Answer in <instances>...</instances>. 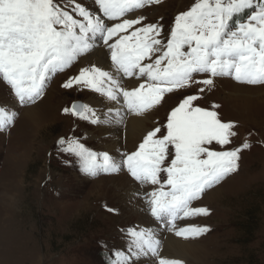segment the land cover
Segmentation results:
<instances>
[{
	"label": "snow or ice",
	"instance_id": "obj_1",
	"mask_svg": "<svg viewBox=\"0 0 264 264\" xmlns=\"http://www.w3.org/2000/svg\"><path fill=\"white\" fill-rule=\"evenodd\" d=\"M160 2L93 0V11L80 0H63V4L60 0H0V82L20 105L34 102L50 75L63 71L101 41L111 65L82 68L63 87L81 84L137 114L159 105L165 93L193 82L211 86L217 76L264 84V0H194L188 10L175 16L166 40L163 25L145 22V16H127ZM196 74H209V78L194 81ZM125 77L138 84L125 87ZM198 98L182 99L166 124L149 130L121 160L108 152L91 151L78 139L62 138L58 144L77 156L89 175L126 166L141 186H154L144 193L151 215L178 236L196 237L208 229L194 225L177 229L176 221L207 215L209 210L193 207V201L236 172L239 153L250 147L245 141L241 147L217 150L216 146L223 149L236 135L234 124L222 122L214 110L195 106ZM64 111L99 122L88 105L73 104ZM113 112L119 115L120 108L110 107L109 113ZM16 115L0 104V130L10 126ZM128 235V254L117 253L116 264H130L133 257H159V241L151 229H129ZM158 264L183 261L159 258Z\"/></svg>",
	"mask_w": 264,
	"mask_h": 264
},
{
	"label": "rangeland",
	"instance_id": "obj_2",
	"mask_svg": "<svg viewBox=\"0 0 264 264\" xmlns=\"http://www.w3.org/2000/svg\"><path fill=\"white\" fill-rule=\"evenodd\" d=\"M89 1L80 0L84 6L95 10L93 0ZM60 2L63 4V0ZM193 2L161 0L133 10L127 16L144 15L145 22L163 25L162 37L166 40L175 16L188 10ZM96 46L97 49L103 47L106 60L111 63L108 49L102 42H96ZM92 52L93 49L77 57L63 72L50 75L42 94L34 102L20 105L10 88L0 82V104L17 113L14 122L0 130V264H106L98 250V244L103 240L111 245V264H116L117 253L128 254L131 240L128 230L133 228L152 230L159 241V257H133L130 264H158L159 258L179 259L183 264H264V105L261 104L264 102L259 103L250 115L245 108L226 100L234 99L235 96L226 95L227 91L234 92V87L255 93L262 91L264 84H248L236 81L233 76H217L212 78L211 86L193 82L165 93L159 105L140 114L148 118L145 124L149 131L166 124L167 116L182 99L197 95L199 98L193 102L195 106L214 110L222 122L234 124L236 135L223 149L216 146L217 150L241 147L245 141L250 145L239 153L236 172L206 189L198 200L193 201V207H205L208 214L176 221L177 229L187 225L208 229L199 236L185 238L151 215L144 193L154 186H141L126 166L115 172L99 171L89 175L82 169L75 172L66 167L67 163L77 159L74 154L61 166L58 164L60 156L52 155L53 148L61 147L58 142L62 138L79 140L85 135L89 150L103 153L107 149L106 152L116 160H121L122 154L134 151L148 132L145 128L137 141L127 145L126 120L134 117L131 113H125L119 119V115L109 113L106 103L110 101L104 95L81 84L63 87L82 68L88 67L78 68L81 58ZM206 78L209 74H196L193 80ZM201 88H204L203 92L199 91ZM91 97L104 109L102 116H98L89 102ZM77 101L94 110L99 122L83 119L85 125L64 111ZM37 105V114H25ZM120 139L121 145L110 148L112 140ZM114 177L123 178L122 186L129 190V200L124 199L125 189L115 190L108 183ZM208 194L213 196L212 199L203 200ZM136 215L142 219L138 220ZM251 215L255 217H249ZM169 238L199 244L201 249L198 252L183 249L180 258H175L165 244Z\"/></svg>",
	"mask_w": 264,
	"mask_h": 264
},
{
	"label": "bare ground",
	"instance_id": "obj_3",
	"mask_svg": "<svg viewBox=\"0 0 264 264\" xmlns=\"http://www.w3.org/2000/svg\"><path fill=\"white\" fill-rule=\"evenodd\" d=\"M89 0H87L88 2ZM85 2V3H87ZM90 2V1H89ZM88 2V3H89ZM94 6V5H93ZM88 7V6H86ZM89 8V7H88ZM93 9V8H92ZM95 11V10H93ZM137 12V11H136ZM135 15V14H134ZM138 16V15H137ZM140 16V15H139ZM142 16V15H141ZM144 16V15H143ZM152 17V16H151ZM154 17V16H153ZM98 42V41H97ZM101 44V43H100ZM98 45V43H97ZM101 47V46H100ZM107 49V48H106ZM92 51V50H91ZM107 52V50H106ZM106 56L104 54V50H103V47L97 49V46H94L93 47V52L90 53L88 56L86 57H82L81 58V61L79 62V67H82V66H88L90 67L91 65L95 64L97 66H100V67H103L105 69H107L111 63L109 61L106 60ZM87 68V67H86ZM74 77V76H73ZM126 78V77H125ZM130 79V78H129ZM222 83H226V84H231L229 81H223ZM123 84L125 87L127 88H131L133 86H136L138 84V81H136L135 79H131V80H127L126 79H123ZM245 88V87H244ZM260 88V87H259ZM234 92L232 91H227L226 95L229 96V97H232V96H235L234 99H226L228 101H231L232 103H234L236 105V107H240L241 109L242 108H245L246 110H248V112H250V115L253 113V110L254 108L259 105V103L261 102H264V89L262 91H256L255 93H251V92H242V90L239 88V87H234ZM246 89V88H245ZM223 90V89H222ZM221 90V92H222ZM253 90V89H252ZM224 94V93H223ZM99 96V95H98ZM89 98V96H88ZM87 98V99H88ZM228 98V97H227ZM101 99V98H100ZM106 99V98H105ZM99 100V99H98ZM108 100V99H107ZM88 102V101H87ZM89 102L91 103V105L94 107V109L96 111H98V115H101L102 112H104V109L103 108H100V106H98L99 102H97V100H95L93 97L90 98ZM264 105V103H261ZM90 105V106H91ZM106 105L110 107H116V108H120V118H122L123 114L125 113H131V115H133L134 117H128L125 118L127 119L126 120V143L127 145H131L132 143H134L135 141H137L140 136H141V132L144 131V129L147 127V124L146 123V120L148 118H146L145 116H142L140 114H137L135 112H130L126 106H122L120 104H115V102L113 101H110L108 103H106ZM261 106V105H260ZM38 107L39 105H37L32 111H27L25 114L27 115L29 112H30V115L31 113H34V114H37L38 112ZM102 107V106H101ZM109 111V110H108ZM247 112V114H248ZM115 113V112H113ZM111 116V115H110ZM125 116V115H124ZM40 118V117H39ZM39 118L37 117V119L39 120ZM109 118V117H108ZM105 119V117H104ZM106 119H107V116H106ZM109 120V119H108ZM103 121V120H101ZM103 123V122H102ZM101 123V124H102ZM108 123V121H107ZM123 123V122H122ZM115 125V124H114ZM103 126V125H102ZM104 126H107V125H104ZM112 126V125H111ZM122 126V125H121ZM118 127V126H117ZM150 127V126H149ZM97 128V127H96ZM122 128V127H121ZM106 129V128H105ZM111 130V129H109ZM115 130V129H113ZM117 130V129H116ZM120 130V129H119ZM124 130V128H123ZM146 131L147 128L145 129ZM145 131V132H146ZM108 132V131H107ZM106 132V133H107ZM119 132V131H118ZM116 133V132H115ZM102 134H105V132H102ZM109 134V133H108ZM111 134V133H110ZM144 134V133H143ZM99 135V134H98ZM93 136V135H92ZM108 136V135H107ZM118 136V135H117ZM121 136V135H120ZM98 137V136H97ZM116 137V136H115ZM99 138V137H98ZM104 138V137H103ZM119 138V137H118ZM117 138V139H118ZM123 138V137H122ZM101 139V138H100ZM115 139V138H114ZM143 139V138H142ZM107 141V140H106ZM120 141V142H118ZM112 140V144L110 145V148L111 147H118V145H121L122 141L121 139L120 140ZM141 141V140H140ZM139 141V142H140ZM106 143V142H105ZM104 143V144H105ZM123 145V144H122ZM107 150V149H106ZM105 150V152H106ZM109 151V150H108ZM115 152V151H114ZM119 152V151H118ZM112 153V152H111ZM124 153V152H123ZM121 179L123 180L122 177H119V178H113L112 180H110L108 183L111 184V187L112 188H115L116 189H120V190H124L125 186L123 187L122 185V182H121ZM131 182V181H130ZM126 183V182H125ZM128 189H125L124 190V193L126 195V197L124 198L125 200H129V196H128ZM119 193V192H118ZM140 194V193H138ZM212 194V193H211ZM211 194H208L206 195L203 200H208V199H212L213 196H211ZM123 203H124V200H123ZM131 214V213H130ZM134 215V214H133ZM136 218L138 219H142V216H138L136 215ZM138 219V220H139ZM137 223V221H136ZM138 226V224H137ZM141 227V226H140ZM139 227V228H140ZM169 236V235H168ZM166 246L169 248V253H172V255L175 257V258H180V254L182 253L181 250L185 249L187 250L188 249H191V251H194L196 249L195 252H198L200 249H201V246L199 244H187V243H183V242H180V241H175L171 238L167 239L166 242H165ZM188 251V250H187Z\"/></svg>",
	"mask_w": 264,
	"mask_h": 264
},
{
	"label": "trees",
	"instance_id": "obj_4",
	"mask_svg": "<svg viewBox=\"0 0 264 264\" xmlns=\"http://www.w3.org/2000/svg\"><path fill=\"white\" fill-rule=\"evenodd\" d=\"M249 217H255V215H251ZM98 250H99V255L100 257H103L101 260H104L106 264H111L112 262V257H106L105 253L101 250L100 245L98 244Z\"/></svg>",
	"mask_w": 264,
	"mask_h": 264
},
{
	"label": "water",
	"instance_id": "obj_5",
	"mask_svg": "<svg viewBox=\"0 0 264 264\" xmlns=\"http://www.w3.org/2000/svg\"><path fill=\"white\" fill-rule=\"evenodd\" d=\"M75 104H77V105H81L80 103H75Z\"/></svg>",
	"mask_w": 264,
	"mask_h": 264
}]
</instances>
